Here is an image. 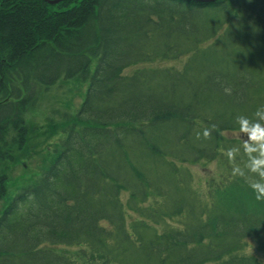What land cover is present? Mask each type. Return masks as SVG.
<instances>
[{"label": "trees", "instance_id": "trees-1", "mask_svg": "<svg viewBox=\"0 0 264 264\" xmlns=\"http://www.w3.org/2000/svg\"><path fill=\"white\" fill-rule=\"evenodd\" d=\"M182 55L180 68L124 73ZM62 78L87 90L52 125L49 163L0 212V264H264L241 251L253 237L264 252V201L223 154L242 143L224 131L264 106V0H0V167ZM221 154L202 195L184 163Z\"/></svg>", "mask_w": 264, "mask_h": 264}, {"label": "rangeland", "instance_id": "rangeland-1", "mask_svg": "<svg viewBox=\"0 0 264 264\" xmlns=\"http://www.w3.org/2000/svg\"><path fill=\"white\" fill-rule=\"evenodd\" d=\"M213 38H217V36ZM211 40L213 41V39ZM186 58L187 55H182L175 60L158 59L150 62H142L141 64L125 68L124 73L131 74L133 71L143 66L180 68L185 63ZM86 90L87 83L79 78H62L57 80L52 86L43 90L35 103L29 107L26 113V119L29 130L31 131L29 132V138H27L30 139L31 142H29V145H27L24 150L18 152V155L13 161L9 160L1 163L0 169L7 172L8 178L5 183V185H7L6 194L0 198V212L17 189L29 182H35V179L41 174V169L49 163L47 147H53L58 137L61 135V128L54 131L52 125L57 127L60 126L64 118L62 113H75L79 107V103L85 96ZM235 131L236 130L224 131V134L228 138H235L238 139L239 142H242V137L233 134ZM223 154L210 161L202 160L201 162L184 163L192 172L194 177L193 184L202 195L207 193V186L210 184V181L221 178L224 173V165L222 164ZM128 195V191L123 192L122 199L126 200ZM127 213L129 219L138 218V215L130 209ZM245 240V244L241 251L246 254H254L260 259H264V252L259 249L258 240L253 237H249Z\"/></svg>", "mask_w": 264, "mask_h": 264}, {"label": "clouds", "instance_id": "clouds-1", "mask_svg": "<svg viewBox=\"0 0 264 264\" xmlns=\"http://www.w3.org/2000/svg\"><path fill=\"white\" fill-rule=\"evenodd\" d=\"M230 93V89L225 88ZM238 129L233 133L242 137V143L231 147L224 153L233 164L232 176L243 179L252 190L257 201H264V106L257 108L253 117L240 115L236 118ZM216 126L213 125L214 129ZM209 139L212 129H203L202 134L196 133V138ZM244 160L243 166L237 163V158ZM102 227L107 225L101 222Z\"/></svg>", "mask_w": 264, "mask_h": 264}, {"label": "water", "instance_id": "water-1", "mask_svg": "<svg viewBox=\"0 0 264 264\" xmlns=\"http://www.w3.org/2000/svg\"><path fill=\"white\" fill-rule=\"evenodd\" d=\"M50 4L59 2L61 0H47ZM194 1V0H193ZM195 1H200V2H214L216 0H195Z\"/></svg>", "mask_w": 264, "mask_h": 264}]
</instances>
